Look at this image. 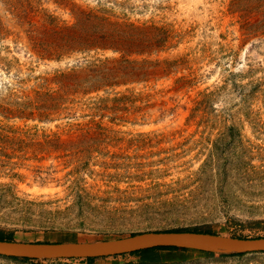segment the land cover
I'll list each match as a JSON object with an SVG mask.
<instances>
[{
    "label": "rangeland",
    "instance_id": "rangeland-1",
    "mask_svg": "<svg viewBox=\"0 0 264 264\" xmlns=\"http://www.w3.org/2000/svg\"><path fill=\"white\" fill-rule=\"evenodd\" d=\"M166 231L264 239V0H0V239ZM0 264H264V253Z\"/></svg>",
    "mask_w": 264,
    "mask_h": 264
},
{
    "label": "water",
    "instance_id": "water-1",
    "mask_svg": "<svg viewBox=\"0 0 264 264\" xmlns=\"http://www.w3.org/2000/svg\"><path fill=\"white\" fill-rule=\"evenodd\" d=\"M206 248L210 251L264 253V239L252 240L201 232H153L114 243H41L0 241V255L22 259L53 257L65 259L104 258L132 254L159 247Z\"/></svg>",
    "mask_w": 264,
    "mask_h": 264
},
{
    "label": "trees",
    "instance_id": "trees-1",
    "mask_svg": "<svg viewBox=\"0 0 264 264\" xmlns=\"http://www.w3.org/2000/svg\"><path fill=\"white\" fill-rule=\"evenodd\" d=\"M174 232H181V231H174ZM0 241H5L4 239H0ZM183 250V248L175 247V246H169V247H159V248H154V249H149L145 251H140L136 253H132L131 255H142V254H147L155 251H180ZM213 255V254H210ZM89 262L94 261L93 258L87 259Z\"/></svg>",
    "mask_w": 264,
    "mask_h": 264
}]
</instances>
